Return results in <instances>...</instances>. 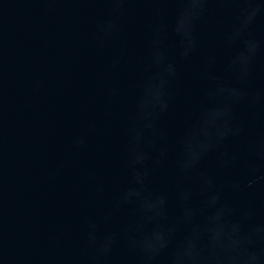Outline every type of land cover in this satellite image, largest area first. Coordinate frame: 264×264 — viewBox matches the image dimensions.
Instances as JSON below:
<instances>
[{
  "label": "water",
  "instance_id": "95a60500",
  "mask_svg": "<svg viewBox=\"0 0 264 264\" xmlns=\"http://www.w3.org/2000/svg\"><path fill=\"white\" fill-rule=\"evenodd\" d=\"M0 264H264V0H0Z\"/></svg>",
  "mask_w": 264,
  "mask_h": 264
}]
</instances>
